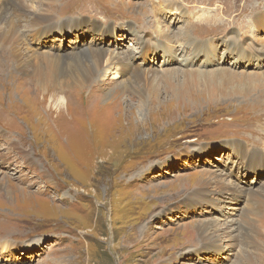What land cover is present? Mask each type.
Masks as SVG:
<instances>
[{
    "label": "rangeland",
    "instance_id": "obj_1",
    "mask_svg": "<svg viewBox=\"0 0 264 264\" xmlns=\"http://www.w3.org/2000/svg\"><path fill=\"white\" fill-rule=\"evenodd\" d=\"M26 2L54 19L20 44L126 73L43 84L0 43V264H264V0Z\"/></svg>",
    "mask_w": 264,
    "mask_h": 264
},
{
    "label": "bare ground",
    "instance_id": "obj_2",
    "mask_svg": "<svg viewBox=\"0 0 264 264\" xmlns=\"http://www.w3.org/2000/svg\"><path fill=\"white\" fill-rule=\"evenodd\" d=\"M4 3L6 5L0 6V43L6 47H8L9 45L10 49L12 48L17 49V52L20 51L19 53L20 55L24 50L25 58H22L17 54L19 59L18 66L19 68L24 70L25 68H28L30 64H32V66L31 65L30 66L32 67V77L35 79V81L40 80L43 84H48L50 80L52 81L58 80L57 78H59L60 83H65L66 80L68 79L71 80V83H74L77 86H84L96 71L102 70L103 66H106L107 69L109 67H115L116 72L121 70L123 73H126V67L124 63L126 57L121 56L119 53L109 54V53H105L104 51L92 52L90 53L89 61L85 62V61L73 59V61L69 64V67L68 66L64 67L65 64L62 63L61 61L62 57H59V59L55 62L54 60H52L51 56L47 54L36 52L34 48H33L34 51H32L29 47L28 48L26 47V44L24 46L19 43L21 40L20 37L24 33V32L21 33V28H24L25 25H28V27L32 28L31 32H34L33 34H36V32L38 31L37 30L38 27L40 26L48 27L51 23H53V19H54V17L51 14V10L45 8L44 11H42L41 13L34 10H30V7L26 2V0H5ZM7 6L9 7V10L11 9L10 10L11 13L9 14L6 11ZM25 22L26 24H24ZM170 37H171L170 34L165 35L166 39ZM157 47L159 48V46ZM171 52L174 51L171 49ZM163 55H164V63L166 62V64L168 65H172L175 63L172 62V57L170 58L167 52L163 51ZM176 56L178 57V59L185 62L182 63V65L187 66L186 63H188L189 60H187L186 58L182 59L177 53ZM131 78H134L135 81L143 80L144 88L147 87L148 83L151 80L149 76H147L144 72H141L139 70L132 72L131 77H129L128 79ZM61 98L63 99V97ZM0 155L2 154L0 153ZM253 200H254V205L252 209L255 211V215L253 214L255 218L250 219L247 222L246 226L241 225L240 227L239 225H236V227L239 226L241 228L242 230L241 233L243 234L245 239H252V240L254 239L253 241L255 242L256 241L255 235L259 233L257 229V224L258 223L264 224V192L253 194Z\"/></svg>",
    "mask_w": 264,
    "mask_h": 264
}]
</instances>
